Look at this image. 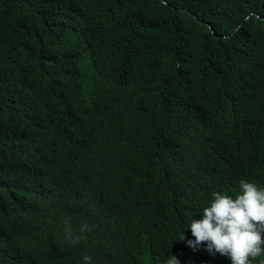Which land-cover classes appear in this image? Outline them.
Segmentation results:
<instances>
[{
  "label": "trees",
  "instance_id": "16d2710c",
  "mask_svg": "<svg viewBox=\"0 0 264 264\" xmlns=\"http://www.w3.org/2000/svg\"><path fill=\"white\" fill-rule=\"evenodd\" d=\"M118 34L124 45L114 50L110 44ZM16 36L33 43L25 64L14 53ZM131 65L140 73L126 72ZM228 77L241 81L246 97L244 103L225 102L228 117L264 115V0H0V142L37 125L45 134L27 157L31 172L23 162L15 189L0 182L3 251L17 264H79L91 256L94 250L66 241L61 227L23 224L24 198L44 193L49 174L75 175L72 170L81 167L104 172L117 159L125 161V150L134 158L126 133L138 139L143 129L151 134L161 128L171 153H183L175 134L183 129L178 120L187 106L218 131L233 129L235 122L212 110L205 87L218 88ZM103 90L118 92L122 103L143 104L144 112L116 128L115 117L104 120L84 107L100 102L91 99ZM81 125L103 132L76 154L72 135ZM154 161L147 170L162 218L166 205L188 199L179 198V185L160 178L156 171L165 163ZM137 210L142 228L161 236L159 221ZM163 225L170 235L182 233ZM16 229L41 250L7 243Z\"/></svg>",
  "mask_w": 264,
  "mask_h": 264
},
{
  "label": "clouds",
  "instance_id": "9594fccd",
  "mask_svg": "<svg viewBox=\"0 0 264 264\" xmlns=\"http://www.w3.org/2000/svg\"><path fill=\"white\" fill-rule=\"evenodd\" d=\"M32 45L30 38L16 36L14 53L24 56V64ZM123 45L124 36L119 34L110 44L114 50ZM126 72L137 74L140 68L131 65ZM205 87L212 110L225 121L235 122L233 129L218 131L187 106L178 120L183 129L175 134L183 153H171L161 128L151 134L143 129L138 139L125 134V143L132 142L135 157L129 159L125 150L128 157H120L125 161L117 159L104 172L81 167L72 170L75 175L58 176L49 174L42 164L40 170L49 174L44 193L24 198L22 223L61 227L70 244L94 250L79 264H264V115L238 121L228 117L232 115L225 102L244 103L241 81L236 78L228 77L218 88ZM118 95L103 90L91 99L100 102L82 104L104 120L115 117L120 129L144 110L143 104L130 99L122 103ZM102 132L100 127L78 126L72 135L76 154L100 139ZM43 136L42 125H37L0 142L1 187L15 189L18 168L24 162L30 170L27 157ZM153 160L165 163L164 170L156 172L161 179L179 185L181 200L188 199V204L166 205L162 218V205L147 170ZM167 195L166 191L159 199L164 201ZM137 208L159 221L161 236L154 229L142 228ZM163 224L171 231L181 229V235H170ZM10 242L30 252L41 250L40 243L33 247L17 229ZM0 264H17L2 246Z\"/></svg>",
  "mask_w": 264,
  "mask_h": 264
}]
</instances>
